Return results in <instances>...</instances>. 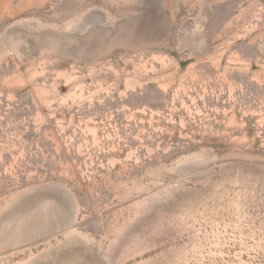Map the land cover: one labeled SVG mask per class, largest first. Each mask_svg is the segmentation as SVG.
<instances>
[{
	"label": "rangeland",
	"instance_id": "374dc122",
	"mask_svg": "<svg viewBox=\"0 0 264 264\" xmlns=\"http://www.w3.org/2000/svg\"><path fill=\"white\" fill-rule=\"evenodd\" d=\"M0 264H264V0H0Z\"/></svg>",
	"mask_w": 264,
	"mask_h": 264
}]
</instances>
